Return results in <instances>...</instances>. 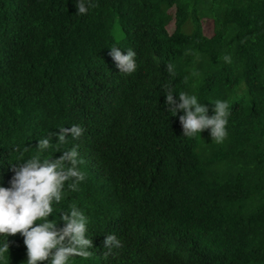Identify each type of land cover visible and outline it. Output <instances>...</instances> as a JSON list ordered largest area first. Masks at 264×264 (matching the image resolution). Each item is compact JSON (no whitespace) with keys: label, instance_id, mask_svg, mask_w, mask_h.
Wrapping results in <instances>:
<instances>
[{"label":"trees","instance_id":"trees-1","mask_svg":"<svg viewBox=\"0 0 264 264\" xmlns=\"http://www.w3.org/2000/svg\"><path fill=\"white\" fill-rule=\"evenodd\" d=\"M94 2L77 15L75 0H0L2 185L38 139L80 125V138L56 145L53 135L41 153L75 147L87 174L57 205L89 217L93 254L71 264H264V0ZM113 46L137 53L134 74L115 73ZM169 83L196 91L209 115L229 101L224 143L182 139ZM113 233L122 248L106 256ZM9 241L6 264H24L23 237Z\"/></svg>","mask_w":264,"mask_h":264},{"label":"clouds","instance_id":"clouds-1","mask_svg":"<svg viewBox=\"0 0 264 264\" xmlns=\"http://www.w3.org/2000/svg\"><path fill=\"white\" fill-rule=\"evenodd\" d=\"M96 6L94 0H75L77 15H86ZM109 50L117 75H131L137 71V53L133 49L123 51L113 46ZM223 61L232 64V55L225 54ZM190 75L199 79L201 73L194 71ZM162 91L167 112L172 116L182 113L175 122L182 139L198 143L195 137L201 138L202 135L203 138L211 137L212 143L222 144L227 140L232 115L229 101L217 99L211 102L214 108L213 114L209 115V107L200 101L196 91L177 93L170 83L163 85ZM83 133V127L74 124L60 128L50 137L38 139L37 155L10 165L14 173L10 186L4 187L0 180V238H3L0 242V264H6V258L9 259V237L17 233L23 237L27 249L24 264H71L75 257L87 259L92 256L90 249L94 247V240L88 234L89 217L84 210L75 203L67 211L57 208L65 200L67 192L78 190L87 178L77 149L64 150L56 159L41 156L53 147V135L57 137L56 145H64L69 143V138L78 139ZM199 149L197 146L198 154ZM92 162L98 163L94 157ZM57 212L58 220L63 222L62 228L57 227ZM103 246L108 249L106 256L113 248L114 252L122 248L121 240L114 233L105 236Z\"/></svg>","mask_w":264,"mask_h":264},{"label":"rangeland","instance_id":"rangeland-1","mask_svg":"<svg viewBox=\"0 0 264 264\" xmlns=\"http://www.w3.org/2000/svg\"><path fill=\"white\" fill-rule=\"evenodd\" d=\"M213 27H214V24L212 21L210 20H205L204 21V29H205V33L208 35V36H211L213 34ZM173 27L170 28L171 31H173Z\"/></svg>","mask_w":264,"mask_h":264}]
</instances>
